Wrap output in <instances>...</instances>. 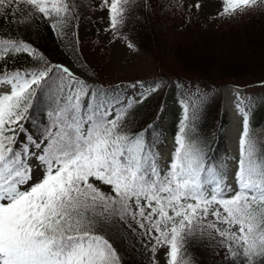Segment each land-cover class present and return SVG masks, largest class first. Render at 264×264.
<instances>
[{
    "label": "snow or ice",
    "instance_id": "6c2138e0",
    "mask_svg": "<svg viewBox=\"0 0 264 264\" xmlns=\"http://www.w3.org/2000/svg\"><path fill=\"white\" fill-rule=\"evenodd\" d=\"M257 2L223 0L220 15ZM131 4L101 0L111 29ZM74 7V0H0V17L12 24L39 16L58 30L76 18ZM19 53L44 61L28 43L0 39V85L7 86L0 94V264H119L103 234L116 221L143 230L153 255L165 247L167 264H189L185 245L205 232L217 238L223 264H264V139L250 130L252 98L236 96L242 132L233 187L185 132L189 110L195 115L207 101L203 86L181 93L180 134L161 167L148 140L151 126L131 127L135 106L161 82L124 96L90 87L62 65L9 69L8 59ZM39 96L47 97L46 119L39 136L25 135L22 121Z\"/></svg>",
    "mask_w": 264,
    "mask_h": 264
},
{
    "label": "trees",
    "instance_id": "16d2710c",
    "mask_svg": "<svg viewBox=\"0 0 264 264\" xmlns=\"http://www.w3.org/2000/svg\"><path fill=\"white\" fill-rule=\"evenodd\" d=\"M185 1L132 0L124 22L111 29L108 11L101 6V0H74L76 18L59 24L58 30H53L51 22L39 16L21 18V22L12 24L0 17L3 20L0 39L24 41L44 57L46 66L55 68L61 64L90 87L115 90L133 80L115 78L107 67L114 37L127 40L147 53L153 62V77L137 85L161 82L158 90L135 106V122L131 127L150 125L148 140L158 153L170 134L173 145L168 161L184 116L183 108L180 114L168 115L174 106L171 102L180 91L176 84L203 86L208 89L207 101L197 107L195 115L189 110L185 132L203 149L205 157L225 173L228 158L225 131L229 124L221 89L229 85L264 84V4L218 19L195 15ZM7 63L9 69L39 68L37 59L23 53L12 54ZM46 100L44 96L35 99L29 118L22 121L28 130L25 135H40L43 124L39 122L46 119ZM168 118L170 121L165 124ZM249 123L250 130L261 133L264 110L251 106ZM103 234L116 249L119 264H167L158 255L160 247L153 255L152 239L134 222H113L105 226ZM185 257L189 264H223L224 253L214 234L205 232L194 243L189 240Z\"/></svg>",
    "mask_w": 264,
    "mask_h": 264
},
{
    "label": "rangeland",
    "instance_id": "374dc122",
    "mask_svg": "<svg viewBox=\"0 0 264 264\" xmlns=\"http://www.w3.org/2000/svg\"><path fill=\"white\" fill-rule=\"evenodd\" d=\"M185 5L187 8L190 7L192 12L195 15H212L218 19H227L231 15H220L223 10V0H186ZM196 4H199L200 7H195ZM257 4H264L258 0ZM238 12V11H236ZM235 12V13H236ZM131 44L125 39L114 37L111 48V53L109 55L107 67L110 71L114 73L115 78H132V82L123 86L121 90H118L122 95H135L139 96L140 92L145 91L146 89L137 85L140 81L150 79L154 75L153 62L150 56L144 51L140 50L136 46L129 47ZM46 67L45 61H39V68ZM114 78V79H115ZM136 84L137 87L134 88L132 85ZM168 84V83H167ZM166 85V83H165ZM179 93L174 96L172 100V106L168 115L171 112H182V105L180 103L182 99V92H185L187 89L195 90L201 87H194L193 85L182 84L181 82L176 84ZM171 86V85H170ZM162 87V86H161ZM7 90L6 85H0V94L3 91ZM203 91L208 92V89L203 87ZM237 93L241 97L252 98L253 103L259 104L260 108H264V84L245 87V88H234V87H224L221 89V95L223 96V104L226 110V115L228 119V128L225 131V140H226V149H227V161L225 163L226 169V183L235 187L234 181V172L237 169V159L239 156V136L241 132V114L236 109V96ZM170 119L165 122L169 123ZM258 138L264 139V130L261 133H256ZM173 139L170 134L166 136L163 147L159 151L160 157V166L165 167L166 160L169 156V153L172 149ZM34 175H39L38 170L34 169ZM212 219V217H209ZM166 248L160 247L158 255L162 258V261H166L168 258L165 255Z\"/></svg>",
    "mask_w": 264,
    "mask_h": 264
}]
</instances>
